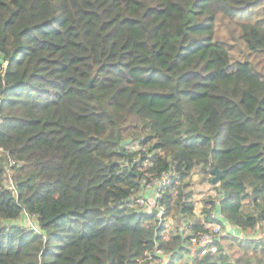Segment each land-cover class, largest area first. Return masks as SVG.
Masks as SVG:
<instances>
[{
  "label": "trees",
  "instance_id": "trees-1",
  "mask_svg": "<svg viewBox=\"0 0 264 264\" xmlns=\"http://www.w3.org/2000/svg\"><path fill=\"white\" fill-rule=\"evenodd\" d=\"M224 222L264 226V0H0V264H175Z\"/></svg>",
  "mask_w": 264,
  "mask_h": 264
},
{
  "label": "built area",
  "instance_id": "built-area-1",
  "mask_svg": "<svg viewBox=\"0 0 264 264\" xmlns=\"http://www.w3.org/2000/svg\"><path fill=\"white\" fill-rule=\"evenodd\" d=\"M172 179H173L172 175L164 174L160 180L152 182L153 183L152 185H155L153 187V190H154L153 194H145L147 187H150L149 184H146L147 186L145 188L144 193H142L139 196L135 205L138 206L140 209L147 211L148 214H150L149 199L152 198L156 201V207L160 210V213L157 215V217L161 218L163 214V209L158 207L157 201L159 199H162L163 195L165 194V192L171 185ZM8 180L9 179H7V181ZM9 186H12L11 181H10ZM215 218H217V216ZM32 222L34 226L31 229L34 230L35 232H39V229L35 227V222L33 220ZM263 227L260 225V226L254 227L253 229L247 232H243L240 228L234 227L229 222H224V224H218L217 226H210L209 232L200 233L191 239L190 247H191V254L193 256V259L196 256L205 257L209 254H217L219 251V246L221 244L223 246L225 241L231 238L239 239L241 241H246L250 244H258V245L264 246ZM157 255L164 257L165 259L169 257L166 254H164L162 251L157 250L155 252L154 258H157L158 263L162 262L161 264H164V261L162 260L161 257L158 258Z\"/></svg>",
  "mask_w": 264,
  "mask_h": 264
},
{
  "label": "rangeland",
  "instance_id": "rangeland-1",
  "mask_svg": "<svg viewBox=\"0 0 264 264\" xmlns=\"http://www.w3.org/2000/svg\"><path fill=\"white\" fill-rule=\"evenodd\" d=\"M209 177H212L214 179V175H210L207 177V176H203L202 174L198 172H195L191 176V179H190L192 182V190L194 191L193 199L197 205V215L200 218H202L200 211L202 210L203 200L206 198H210V197H216L217 195V192H216L217 190L215 188V185L211 184L208 181ZM6 184L9 186L10 180H8ZM152 184L153 183L149 184L150 187H147L145 194H153L154 192L153 187L155 185H152ZM180 222L181 220H179L178 218L175 219V218L170 217L166 223L167 232H173V234H175L177 229H180L181 227L185 226V224H182ZM16 224L26 229H31L34 226L32 220L27 215H24L22 220ZM263 230H264V227H263ZM237 240H231V241L227 240L225 241L223 245L225 246L224 250H227L231 255L230 264H238L241 258H242V261L244 262V259L247 257V255L243 252V250L239 249L240 246L238 242L241 240L239 239ZM157 257L160 258L161 256L157 255ZM262 257H263V264H264V254L262 255ZM161 258L164 261V264L168 263L167 258L166 259L164 257H161ZM251 260L253 263L257 264V261L255 260L254 255L251 257ZM161 263L162 262L158 264H161Z\"/></svg>",
  "mask_w": 264,
  "mask_h": 264
},
{
  "label": "water",
  "instance_id": "water-1",
  "mask_svg": "<svg viewBox=\"0 0 264 264\" xmlns=\"http://www.w3.org/2000/svg\"><path fill=\"white\" fill-rule=\"evenodd\" d=\"M90 86V84L88 85V87ZM212 174L214 175V179H213V184L214 185H217L220 180H221V172L215 168L213 171H212ZM149 203H150V215H153V216H157L159 213H160V210L156 207V201L154 199H149Z\"/></svg>",
  "mask_w": 264,
  "mask_h": 264
},
{
  "label": "crops",
  "instance_id": "crops-1",
  "mask_svg": "<svg viewBox=\"0 0 264 264\" xmlns=\"http://www.w3.org/2000/svg\"><path fill=\"white\" fill-rule=\"evenodd\" d=\"M167 259H168V263H169V257ZM192 259H193V256L190 253L189 255L186 256V258L183 261L177 262L175 264H191ZM154 264H158V260H156V263H154Z\"/></svg>",
  "mask_w": 264,
  "mask_h": 264
}]
</instances>
